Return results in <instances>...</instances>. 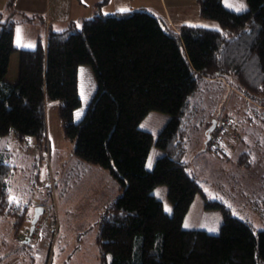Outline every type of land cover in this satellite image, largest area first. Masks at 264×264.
Masks as SVG:
<instances>
[{
    "label": "trees",
    "instance_id": "1",
    "mask_svg": "<svg viewBox=\"0 0 264 264\" xmlns=\"http://www.w3.org/2000/svg\"><path fill=\"white\" fill-rule=\"evenodd\" d=\"M248 1L250 8L238 12L223 0H198L200 14L218 20L220 29L190 23L176 29L145 8L107 14L98 10L83 19L80 29L74 24L62 31L50 27L36 47L20 48L15 83L5 75L18 49L17 21L10 15L0 17V138L13 133L19 142L33 136L46 144V112L57 100L64 134L76 140L75 154L110 169L121 183L120 195L108 203L99 221L95 239L100 264H264V229L255 230L224 200L210 198L185 158L202 91L215 83L247 96L244 120L264 121V0ZM155 37L169 43L171 115L156 140L141 127L152 106ZM86 63L94 68L98 89L76 121L75 111L82 104L79 67ZM230 96L224 94L223 107L212 115L211 124L229 118V113L217 115ZM230 130L236 131L232 122ZM153 142L164 153L148 169ZM211 144L208 141L207 147L226 154L221 145ZM245 156L251 152L241 153L240 163ZM250 163V158L243 161ZM14 168L0 159L1 213L26 209L9 196L7 180ZM161 183L168 186L172 212L153 191ZM197 193L208 208L222 210L219 233L183 225Z\"/></svg>",
    "mask_w": 264,
    "mask_h": 264
},
{
    "label": "rangeland",
    "instance_id": "2",
    "mask_svg": "<svg viewBox=\"0 0 264 264\" xmlns=\"http://www.w3.org/2000/svg\"><path fill=\"white\" fill-rule=\"evenodd\" d=\"M7 1L9 0H0V17L6 19L10 15L11 19L17 21L14 45L19 48L11 54L5 79H15L20 69L19 49L38 45L39 37H45L49 28L46 19L50 20L51 29L54 31H62L73 24L80 29L83 18L90 12L89 2L93 0H11L9 6ZM100 1L102 3L94 7L100 6L108 10V7L115 2L128 11L144 7L152 13L161 15L168 7L172 15L176 12V8L168 0L164 2L163 0H111L107 4L105 0ZM223 2L233 11L242 12L250 8L248 0H223ZM188 3L189 5L180 6L178 11L184 8L187 18L197 19V15H194V3L192 0ZM196 3L199 10L198 0ZM29 4L30 6H27ZM94 7L92 6L91 10ZM91 15L93 16V13ZM205 21L211 23L206 26L222 28L216 19ZM152 40L153 99L150 112L141 121V127L153 133L156 140L159 131L168 123L171 116L168 74L170 51L168 41L156 37ZM78 77L82 104L75 111L76 121L83 118L98 89L97 77L92 65L81 64ZM228 90L230 89L215 83L202 91L203 99L198 105L197 119L188 130L185 158L197 172L201 185L210 198L224 200L235 215L251 222L255 230H261L264 229V121L244 120L242 117L246 107L244 100L246 95L235 90L236 94H240L238 96ZM228 93L231 94L230 102L227 100L222 113L220 112L221 115L217 116L229 113L227 117L230 118L236 131L234 134L229 133L222 137L220 145L226 153L223 154L207 147L210 140L207 139V130L212 115L223 107L222 99L224 94L227 96ZM59 108L60 103L57 100H53L47 108L48 140L43 147V159L40 158L41 160L35 164L36 169L33 171L36 175L31 174L30 168L20 172L21 175H30L32 179L35 177L34 182L38 186L42 185L40 188L38 186L35 188L36 198L32 200L37 201L43 196L48 202V209L40 216L32 235H29L30 220L24 228L19 225L20 217L18 222L12 225L0 219V263L15 264L14 261L6 259L8 255L11 258L18 256L17 264H100L95 239L100 229L99 221L108 203L113 202L120 195L121 183L112 175L110 169L85 161L75 154L76 140L65 136ZM242 137L244 140L241 141ZM28 140L26 144L32 147L34 137L31 136ZM16 145L15 143L14 146ZM152 145L146 162L148 169H151L164 153L155 142ZM244 151L251 152V156H245L244 159L250 158L252 165L243 164L244 159L242 163L239 162L240 155ZM22 164L25 167L30 165L26 159L22 160ZM10 177L7 180L8 185ZM17 190L14 188L13 193ZM153 191L164 203L165 210L172 212L173 203L169 198L168 186L161 183ZM223 220L222 210L215 207L208 208L202 193H197L186 211L183 225L219 233ZM14 225L20 226V238H17L18 234L12 231ZM22 232L31 237L24 245ZM19 247L21 249L18 251Z\"/></svg>",
    "mask_w": 264,
    "mask_h": 264
},
{
    "label": "crops",
    "instance_id": "3",
    "mask_svg": "<svg viewBox=\"0 0 264 264\" xmlns=\"http://www.w3.org/2000/svg\"><path fill=\"white\" fill-rule=\"evenodd\" d=\"M110 1L111 0H105V3L107 4V2H110ZM168 1L171 2V4L173 5L174 8H176L175 14L172 15L170 13L168 7H167L164 13H162L161 15L160 14H157V15L162 16L163 18L167 19L169 21V23L174 28L178 29V27L181 24H185V23L186 24L190 23V24L199 25V26H201V25L206 26L207 24H211V23H207V21H205L206 18L204 19V17L200 14V7L198 10L196 0H192V2L194 3V15H197V19H195L194 17H193V19L187 18V15L184 14L186 12L184 8H181L180 11H178V8L180 6L189 5L188 2H190L191 0H168ZM163 2H164V0H163ZM11 3H12L11 0L7 1L8 6L11 5ZM89 3H91L90 12H88V14H86V16L84 18L91 17L92 16L91 13H93V15H94L96 13V11H98V7H99L100 11H102L103 13H106V14L116 12V11H120V9H122L115 2L113 5L108 7V10H104L102 7L100 8V6L94 7L96 4L102 3L100 0H93ZM27 6H30V4ZM92 6L94 7L93 10H91ZM87 15H90V16H87ZM49 21L50 20L47 18L46 24H47V27L49 26V28H50L51 22L49 23ZM207 27H210V26H207ZM47 34H48V32L46 33V35ZM23 48H27V47H23ZM18 76H19V73H18L17 77H15V79H6V80H9V81L15 83V82H17ZM49 106H50V104L48 105V107ZM34 139H35V141H33V146L29 147L26 144L29 140L24 141V142H21V141L19 142L15 138L13 133L8 135V137L0 138V159H3L5 162L11 163V164H13V166H15V168L13 170L14 174L10 177V180H9V185H10V195L9 196L15 197V200L11 199L12 202H14L17 205H23L26 208V209L23 208L22 211H20L19 213H16V214L14 213L15 209H11V212H9V210H6V213L0 212V219L5 220L7 222V224L12 225L14 223L16 224L19 220L18 218L22 215L23 220L20 222L19 225H21L24 228H25V225H27V222L29 220L32 221V217L34 216V211H35L36 206L44 207L45 212L48 209L47 208L48 202H47V200L45 201V198L43 196L39 197V199L37 201L32 200V198H36L35 197V193H36L35 188L38 186V184H36V182H34L35 177L32 179L30 177V175H28V174L21 175V173H20L21 171L30 168L31 174L34 173L36 175V172L33 171L34 169H36L35 164H37V162H39L41 159H43L44 144L41 145L37 142L35 137H34ZM15 143L17 144L16 146H14ZM25 159L27 162L30 163L29 167H25L24 164H22V160H25ZM19 177H21V180H19ZM38 178H39V174L37 175V179ZM41 186L42 185H39L38 187L40 188ZM14 188L18 189L15 193H13ZM39 188L37 191H39ZM25 219H27L26 222H25ZM19 227L20 226H18V225L17 226L14 225L12 227V231L13 232L15 231L16 234H18L17 238L18 237L20 238V234H21L19 231ZM23 235H24V232H22V235H21L22 242H23L22 244L24 245L26 243L25 241H26V239H28L30 233H29V235H27V234L24 236ZM30 238H29V240H30ZM19 249H21V248L19 247L18 251H19ZM6 259L14 261L15 264H17V261H19L18 256L11 258V257H8V255H7Z\"/></svg>",
    "mask_w": 264,
    "mask_h": 264
},
{
    "label": "built area",
    "instance_id": "4",
    "mask_svg": "<svg viewBox=\"0 0 264 264\" xmlns=\"http://www.w3.org/2000/svg\"><path fill=\"white\" fill-rule=\"evenodd\" d=\"M230 121H231L230 118H222L220 121L217 122V128L209 140L212 142L211 145L218 146L221 144V139L223 136L229 133L231 134L235 133V131L233 132L232 130H229L230 125H231ZM0 264H8V263L2 262Z\"/></svg>",
    "mask_w": 264,
    "mask_h": 264
},
{
    "label": "water",
    "instance_id": "5",
    "mask_svg": "<svg viewBox=\"0 0 264 264\" xmlns=\"http://www.w3.org/2000/svg\"><path fill=\"white\" fill-rule=\"evenodd\" d=\"M217 125V120L214 119L212 124L208 128V134L207 139L209 140L211 137V133L214 131L215 127ZM45 212V208L42 206H36L34 211V216L32 217L31 226L29 227L30 235H32L35 232L36 224L40 220V216ZM29 239V237H28ZM26 239V240H28Z\"/></svg>",
    "mask_w": 264,
    "mask_h": 264
},
{
    "label": "snow or ice",
    "instance_id": "6",
    "mask_svg": "<svg viewBox=\"0 0 264 264\" xmlns=\"http://www.w3.org/2000/svg\"><path fill=\"white\" fill-rule=\"evenodd\" d=\"M120 11L121 12H127L128 11V9H120ZM19 31V30H18ZM18 43H19V41H17ZM10 199H13V200H15V197H10ZM185 226H187V225H185Z\"/></svg>",
    "mask_w": 264,
    "mask_h": 264
}]
</instances>
